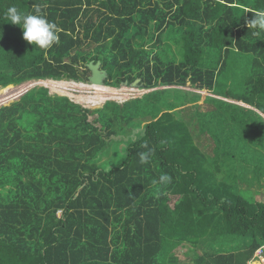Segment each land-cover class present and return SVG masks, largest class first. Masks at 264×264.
I'll use <instances>...</instances> for the list:
<instances>
[{"label": "trees", "instance_id": "16d2710c", "mask_svg": "<svg viewBox=\"0 0 264 264\" xmlns=\"http://www.w3.org/2000/svg\"><path fill=\"white\" fill-rule=\"evenodd\" d=\"M13 5L40 6L60 43L25 41L4 19ZM260 9L0 0V88L55 91H0V104L20 97L0 107V264H247L264 245V33L247 25ZM92 61L107 86L155 90L81 96L105 102L94 109L57 93L70 82L53 80L89 82Z\"/></svg>", "mask_w": 264, "mask_h": 264}, {"label": "clouds", "instance_id": "9594fccd", "mask_svg": "<svg viewBox=\"0 0 264 264\" xmlns=\"http://www.w3.org/2000/svg\"><path fill=\"white\" fill-rule=\"evenodd\" d=\"M4 19L13 25H19L23 29V38L25 41L33 44L36 48L47 50L53 45L60 43L57 24L48 20L46 15L43 14L40 6H35L33 11L29 13L22 12L15 5L10 6L4 13ZM247 25L249 29L253 30V36H260L261 33H264V9L255 11L254 17L247 21ZM105 86L107 85L105 84ZM200 91L203 94L212 95V93L208 91ZM140 159L142 163H145L148 160V156L141 153ZM167 180H169L168 176H160V182L163 183Z\"/></svg>", "mask_w": 264, "mask_h": 264}, {"label": "rangeland", "instance_id": "374dc122", "mask_svg": "<svg viewBox=\"0 0 264 264\" xmlns=\"http://www.w3.org/2000/svg\"><path fill=\"white\" fill-rule=\"evenodd\" d=\"M245 62H238L239 65H242L244 64ZM50 80V79H48ZM54 81V80H53ZM60 82H70V84L68 86H66V91L63 92V93H58V94H61V95H66V96H69L73 101L83 105L84 107H87V108H91V109H94V108H99L101 107L104 103H99L97 105H94L92 103L90 104H87L85 103L84 101H80V100H87L89 101L88 99H83L81 98V96H85V95H88V94H92V93H95V89H89V88H81V87H78V86H75L73 85V83L75 84H84L86 86H91V87H95L96 89H98L99 91V95L100 97H98L97 99H94L96 100L97 102H100L101 100H117L119 102H123L129 98H135V97H139V96H142L143 94L147 93V92H150L152 90H155L154 89H150V90H145L143 89L140 85L138 86H128V87H125V86H121V87H118V88H115V87H111V86H103V85H94L92 83H88V82H75V81H60ZM71 82H73L71 84ZM48 83V82H47ZM45 81L41 80V81H28V82H25V83H22L18 86H13V88H10V89H2L0 88V91H3V90H16V89H20V90H25V89H31L33 87H37V86H45L47 88H49L51 90L50 87L52 86H49ZM30 84V85H28ZM28 85V86H27ZM8 87H11V86H8ZM115 88L116 91L111 93V95H107V90L109 89H113ZM160 88H165V87H157L156 89H160ZM51 92L55 93V91L51 90ZM203 94V93H202ZM73 95V96H72ZM203 95H210V94H203ZM109 97V98H108ZM20 98V97H18ZM16 98V99H18ZM16 99H12L11 101L9 102H6L5 104H0V105H9L11 104L12 102H14V100ZM245 105V104H244ZM95 117V115L91 116L90 119L92 120L93 118ZM61 214V212L59 213ZM238 245V242H234L232 244V246H236ZM232 246L229 245L227 247H225V251H229L232 249ZM185 248H180L177 250V253L184 259L187 258V255L184 253L185 252Z\"/></svg>", "mask_w": 264, "mask_h": 264}, {"label": "water", "instance_id": "95a60500", "mask_svg": "<svg viewBox=\"0 0 264 264\" xmlns=\"http://www.w3.org/2000/svg\"><path fill=\"white\" fill-rule=\"evenodd\" d=\"M88 68L91 70V75L89 76V82L92 84H97V85H105V79L108 76V72L105 69L101 68V62L98 61L97 63L95 62H90L88 64ZM140 78H137L130 86H139L140 84ZM123 86L128 87V83L124 82ZM29 89H26L23 91L22 95L26 93ZM5 104V103H4ZM3 105H0V107Z\"/></svg>", "mask_w": 264, "mask_h": 264}, {"label": "built area", "instance_id": "2783aa9c", "mask_svg": "<svg viewBox=\"0 0 264 264\" xmlns=\"http://www.w3.org/2000/svg\"><path fill=\"white\" fill-rule=\"evenodd\" d=\"M54 81H57V80H54ZM60 81H64V80H60ZM247 264H264V245H261L259 248H257L254 255L247 262Z\"/></svg>", "mask_w": 264, "mask_h": 264}, {"label": "bare ground", "instance_id": "6f19581e", "mask_svg": "<svg viewBox=\"0 0 264 264\" xmlns=\"http://www.w3.org/2000/svg\"><path fill=\"white\" fill-rule=\"evenodd\" d=\"M94 85H97V84H94ZM104 86V85H103ZM96 92H98V94H99V91L98 90H96ZM102 103H105V102H102Z\"/></svg>", "mask_w": 264, "mask_h": 264}]
</instances>
